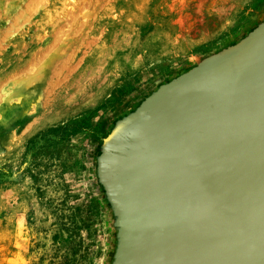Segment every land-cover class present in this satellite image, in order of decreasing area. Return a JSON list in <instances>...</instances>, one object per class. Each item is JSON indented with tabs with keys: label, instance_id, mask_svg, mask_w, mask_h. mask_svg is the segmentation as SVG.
Instances as JSON below:
<instances>
[{
	"label": "rangeland",
	"instance_id": "374dc122",
	"mask_svg": "<svg viewBox=\"0 0 264 264\" xmlns=\"http://www.w3.org/2000/svg\"><path fill=\"white\" fill-rule=\"evenodd\" d=\"M5 1L0 0V45L5 48L0 46V72L21 58L16 48L47 36L68 11L79 19L70 24L67 42L76 43L78 32H94L76 25L81 16L90 15L100 24L96 29L109 27L107 41L92 45L67 81L53 90L61 95L68 90L75 99L104 76L89 97L72 107L52 112L48 104L40 117H28L29 105L7 100L8 108V83L0 87V264H107L111 220L94 178L101 137L170 75L248 32L264 18V0H48L33 14L23 6L37 2L14 0L17 5L8 10Z\"/></svg>",
	"mask_w": 264,
	"mask_h": 264
},
{
	"label": "water",
	"instance_id": "95a60500",
	"mask_svg": "<svg viewBox=\"0 0 264 264\" xmlns=\"http://www.w3.org/2000/svg\"><path fill=\"white\" fill-rule=\"evenodd\" d=\"M95 151L107 264H264V18L158 84Z\"/></svg>",
	"mask_w": 264,
	"mask_h": 264
},
{
	"label": "bare ground",
	"instance_id": "6f19581e",
	"mask_svg": "<svg viewBox=\"0 0 264 264\" xmlns=\"http://www.w3.org/2000/svg\"><path fill=\"white\" fill-rule=\"evenodd\" d=\"M6 1H5V3H7ZM56 1H58V0H55V2ZM67 1H71V0H67ZM28 2H30L32 5L34 3L36 4V2H37V4H36L37 6L34 5L33 7H31L30 5H27ZM72 2H74V1H72ZM46 3H48V0H28L26 2L27 9H25L26 6L25 7L23 6L24 12L28 13V11H29L28 7H29V9L31 8V10H32L31 11L32 14L33 13H40L45 8V6L47 5ZM81 4H80L79 8L82 7ZM15 5H17V4L14 2V0H9V4L7 6V9L10 10ZM23 5H25V4H23ZM87 5L93 6L89 2L87 3ZM85 6L86 5H83V8ZM97 6L94 7L96 10H97ZM19 9H20V7H19ZM80 9L82 10V8H80ZM70 10H72V9H70ZM76 10H78V9L76 8ZM19 11H23V10H19ZM55 11H57V9ZM68 12H70V13H67L64 15L63 24L60 25L59 27H57L55 30L49 31V34L47 36L42 35V36L38 37L34 41V44L31 46H27V47L22 48V49H21V47L19 49L16 48V50L14 49L15 55L20 50V53H21L20 57L23 59H21V58L18 59L17 63L15 65H13L12 68H9V69L4 68V71L0 72V84H1L0 87L2 86V84L5 85V83H8L7 88L5 89L6 90L5 101L7 102V100H8L10 102V104H15L14 106H20L22 108L26 107V105H29L28 106L29 113H27L28 117H32V116H39L40 117V115H41L40 111L42 109V106L43 107L46 106V108H47L48 104L50 105L49 109H51L52 112L59 111V110L66 108L68 106L72 107L73 106L72 103L75 100H80V99H83L85 97H89L92 87H94L97 84H101L103 82L102 79L104 76L103 77L102 76L97 77V79L89 82L90 84H92V85H90L91 87L85 89L84 92L81 94V96H79L78 98H75V99H74V97L70 98V96H72V94H69L68 90L63 95L57 94V92L56 93L53 92V90L55 88L60 89V85L63 82L67 81V79L71 75V72H73V70L77 67L78 62L81 61V57L89 49L92 48V45H94L98 41L106 42L108 39V34L105 32L107 31L109 26H107V27L105 26L104 29H96V26H100V24H98L96 22H92L91 19L89 18V16H90L89 15L87 17L81 16L82 19H80V21L78 20V23L76 25H79V27L82 26L83 28L87 27L88 29L92 28L94 32L87 35V32L84 31L80 35L79 34L80 32L77 31L78 33L76 32L77 34H74V35H76V39L77 38H80V39H77L76 43L67 42V39H68V35L66 36V34L68 33L67 31L71 30L70 26L72 25V22L75 21V18H76V20L79 19V18H77L78 15L76 17V15H73V13L71 11H68ZM78 12H79V10H78ZM22 13L20 12L21 15H22ZM18 15H19V12H18ZM54 15L56 16V12H54V14H52V16H54ZM14 18H16V17H14ZM9 20H11V18ZM57 20H55V22ZM5 21H7V20H5ZM14 21H15V19H13L12 22H14ZM10 24L13 25L14 23L13 24L10 23ZM73 25H75V23ZM16 27H19V25L16 24ZM76 27H78V26H76ZM82 27H81V29H82ZM6 28H7V26H6ZM6 28H5V30H6ZM14 29H13V32L15 33L17 31L16 29H19V28H16L15 29L16 31H14ZM81 29H79V30H81ZM5 30H3V34L5 33ZM73 30L76 31V29H73ZM122 30H124V29H122ZM6 31H7V35H8L9 30H6ZM75 31H74V33H75ZM100 31L101 32L104 31V32L100 33ZM71 35H73V34H71ZM71 35H70V37H71ZM0 37L2 38V36H0ZM3 37H5V36L3 35ZM1 40H0V44H3V41H1ZM0 46H3V45H0ZM3 48H4V46H3ZM6 49H8V47ZM78 51H79V57L76 58L75 56H76ZM52 78H55L54 83H50V80ZM12 81H14V82H12ZM67 87H68V89L75 88L71 84H67ZM1 96H4V95H1ZM66 96H68V97H66ZM1 100H0V102H1ZM10 104H8V102H7V104H6L7 107L10 106ZM8 108H10V107H8ZM30 108H32V109L34 108V112H30ZM11 110H12L11 112H13L14 107ZM24 113L26 114L25 109H24ZM21 118H22V116H21ZM3 129H5V128H3Z\"/></svg>",
	"mask_w": 264,
	"mask_h": 264
}]
</instances>
